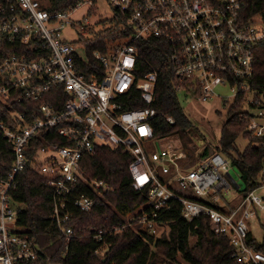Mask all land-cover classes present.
Returning a JSON list of instances; mask_svg holds the SVG:
<instances>
[{
	"label": "built area",
	"instance_id": "1",
	"mask_svg": "<svg viewBox=\"0 0 264 264\" xmlns=\"http://www.w3.org/2000/svg\"><path fill=\"white\" fill-rule=\"evenodd\" d=\"M108 1L123 24L114 37L106 38L105 49L94 51L102 71L88 77L79 67L86 58L84 46L68 41L61 30L79 26L81 37H90L88 18L76 22L70 15L82 3L93 6V0L56 12L47 9L49 0L0 1V48L6 41L28 45L0 60V131L13 155L8 176L0 177V264L41 257L35 238L18 222V207L10 196L26 162L52 187L51 220L67 247L76 235L75 215L94 204L81 187L97 194L108 189L103 181L87 178L80 166L84 154L100 147L121 148L130 155L133 187L147 189L148 199L128 210V220L108 230L90 227L94 238L126 227L135 230L137 224L156 234L159 215L179 205L186 221L206 216L215 233L226 235L236 261L264 264V252L249 241L248 222L264 212V167L253 189L229 197L235 183L222 153L213 150L192 163L185 151L171 145V135L155 136L158 116L170 124L174 119L152 106L159 71L152 67L137 76L141 56L136 45L147 38L169 44L167 62L181 84L178 94L207 101L222 97L217 87H228L233 98L224 102L242 101L246 130L264 145V88L256 79L264 9L247 16L245 0ZM43 97L54 103L48 100L24 111L14 106ZM136 98L143 105L126 106Z\"/></svg>",
	"mask_w": 264,
	"mask_h": 264
},
{
	"label": "trees",
	"instance_id": "2",
	"mask_svg": "<svg viewBox=\"0 0 264 264\" xmlns=\"http://www.w3.org/2000/svg\"><path fill=\"white\" fill-rule=\"evenodd\" d=\"M80 1L83 0H49L47 9L50 12L63 11ZM95 1L93 0L94 3ZM263 9L264 0H245L243 11L247 16ZM122 24L123 21L115 11L109 28L96 31L91 37H81L76 42L85 49L86 58L80 62L79 67L86 77L92 72L102 71L94 51L105 49L106 38L114 37ZM136 45L141 56L137 76L152 67L159 71L152 106L174 119V124H170L164 116H158L153 121L155 136H169L192 130V122L178 99V88L181 84L167 62L169 44L163 39L147 38L138 40ZM27 47L28 45L23 43L6 41L0 48V60L9 53ZM256 64V79L260 81L261 88H264V43L256 55ZM48 100L51 99L43 97L34 102L24 100L14 106L17 110L24 111L26 106L35 107ZM51 101L54 103V100ZM141 105L143 102L139 98L126 104L129 107ZM225 105L228 106V116L222 125L219 143L212 149L224 156L231 155L233 150L237 152V155L232 157L231 164L245 184L244 191H249L256 186L259 173L264 167V145L260 143L262 138L254 137L246 130L247 123L241 114L242 101L239 99ZM57 106L59 109L60 106ZM240 135L250 139L243 151H237L235 146V141ZM11 146L0 131L1 178H6L11 170ZM208 148L205 147V153ZM130 160V155L123 149L109 147L97 148L81 157L80 166L84 175L89 179L103 181L108 189H102L97 194L85 186L81 187L86 194L93 196L94 204L90 210L77 212L75 215L73 223L76 235L70 238L67 247L64 235L51 220L52 187L46 183L44 175L27 161L15 177L10 196L18 207V222L35 238L41 257L20 264H178V257L187 264H246L232 257L228 237L215 233L211 221L206 216H199L188 222L181 217L179 205H173L169 211L163 212L157 218V223L166 227L160 235L148 233L142 225L137 224L136 228H141L140 233L126 227L121 232L107 234L100 240L94 238L89 231L90 227L108 230L123 221L119 211L134 210L135 206L147 202L148 190L139 191L133 187L128 168ZM191 237L196 240L191 242ZM249 241L256 250L264 252V244L254 246L251 233Z\"/></svg>",
	"mask_w": 264,
	"mask_h": 264
},
{
	"label": "rangeland",
	"instance_id": "3",
	"mask_svg": "<svg viewBox=\"0 0 264 264\" xmlns=\"http://www.w3.org/2000/svg\"><path fill=\"white\" fill-rule=\"evenodd\" d=\"M70 16L76 22H84V17H87L91 27L87 31V34L91 37L95 34L94 32L111 26V21L115 16V9L108 0H96L93 6L87 3L80 4ZM61 32L68 41H75L76 43L81 38V28L79 26L66 25L62 28ZM217 93L222 97L215 95L207 101H201L198 98L183 95V93L178 94L180 105L192 122L193 128L184 133L173 134L169 140L173 147L184 150L187 159L192 163H196L203 156L210 154L213 151V146L219 143L221 128L228 116V106L225 105L224 100L231 101L233 93L228 87L224 86L217 87ZM159 140L161 146L165 145V140ZM249 141L248 137L240 135L235 141L236 150L243 151ZM207 146L209 148L205 153L204 149ZM236 155L237 152L235 150L231 151V155H225L229 161V173L234 183L237 184V187L232 184L229 197L232 194L238 195L245 189V184L240 178L238 171L231 164L232 157ZM119 214L124 220L130 218L128 210L119 211ZM248 222L254 246L264 244V212L250 218ZM140 229L137 227L135 230L139 231ZM164 230H166V227L161 225L155 235H160ZM190 240L193 242L196 238L191 237ZM177 260L178 264H187L181 257H178Z\"/></svg>",
	"mask_w": 264,
	"mask_h": 264
},
{
	"label": "crops",
	"instance_id": "4",
	"mask_svg": "<svg viewBox=\"0 0 264 264\" xmlns=\"http://www.w3.org/2000/svg\"><path fill=\"white\" fill-rule=\"evenodd\" d=\"M174 148H176V147H174ZM177 149V148H176ZM178 150V149H177ZM179 150H181V149H179ZM182 151H184V150H182Z\"/></svg>",
	"mask_w": 264,
	"mask_h": 264
},
{
	"label": "water",
	"instance_id": "5",
	"mask_svg": "<svg viewBox=\"0 0 264 264\" xmlns=\"http://www.w3.org/2000/svg\"><path fill=\"white\" fill-rule=\"evenodd\" d=\"M236 187H237V184L235 183Z\"/></svg>",
	"mask_w": 264,
	"mask_h": 264
}]
</instances>
